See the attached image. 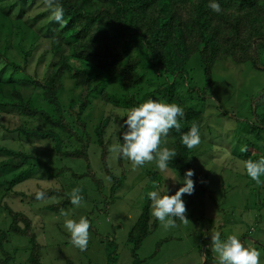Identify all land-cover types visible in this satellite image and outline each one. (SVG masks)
I'll use <instances>...</instances> for the list:
<instances>
[{"label": "trees", "instance_id": "obj_1", "mask_svg": "<svg viewBox=\"0 0 264 264\" xmlns=\"http://www.w3.org/2000/svg\"><path fill=\"white\" fill-rule=\"evenodd\" d=\"M211 2L58 0L63 8V22L51 19L41 26V19L51 14L43 0H0V130L17 135L15 140L20 144L15 149L0 143V156L5 155L0 159V211L5 210L10 219L7 228L0 225V264H12L15 260L16 251L6 247L12 234L29 240L30 264H44L43 246L34 231L33 220L6 201L15 196L23 202L37 201V191L16 189L33 177L37 166H43L50 178L71 172L77 180L90 179L100 192L108 187L111 200L126 180L131 161L117 155L112 159L109 152L114 136L115 143L123 142L125 129L118 127L117 132H111L112 116L104 113L93 131L89 130L85 115L94 97L112 109L122 110L121 118L147 99L180 105L185 112L179 121L181 132L170 130L167 137H162L161 148L175 149L177 156L168 166L180 176L184 178L189 169L194 170V194L208 193L194 168V149L189 150L181 143V136L193 123L198 125L199 134L205 125L206 110L196 107L194 101L206 103L214 86L213 70L219 61L249 62L264 72V0H214L221 6L219 13L208 7ZM44 37L46 41L42 40ZM42 42L45 45L40 60H46L47 66L41 76L39 66L31 73L29 64ZM17 47L23 54L22 61L13 54ZM196 54L200 55L206 78L202 86L194 84L187 68ZM66 77L80 88L77 97L68 103L62 98ZM30 86L32 91L25 93L23 87ZM217 110L224 116L237 117L220 104ZM251 112V129L263 132L264 87L251 97ZM24 117L41 118L43 124H29ZM38 141H46L48 151L55 156L84 160L86 170L80 173L67 165L52 166L25 148ZM95 149L100 154L99 170L92 165L91 153ZM148 176L151 181L158 180V172L148 171ZM38 191H43L46 198H60L46 206L51 211L60 212L71 205L70 192L63 186ZM155 191L161 196L168 194L158 187ZM183 201L186 207L195 202L190 195ZM110 203L107 201L106 207ZM158 225L159 221L151 216V200L147 195L128 234L136 263L140 261L137 251ZM169 240L170 237L165 238L157 247ZM201 251L202 264H218L211 251ZM109 258L112 264L117 261L113 253ZM67 264H73L69 258Z\"/></svg>", "mask_w": 264, "mask_h": 264}, {"label": "rangeland", "instance_id": "obj_2", "mask_svg": "<svg viewBox=\"0 0 264 264\" xmlns=\"http://www.w3.org/2000/svg\"><path fill=\"white\" fill-rule=\"evenodd\" d=\"M51 19V14L45 16L39 25L43 26ZM42 40L46 41V37ZM15 41L17 42L16 38ZM44 45V42L39 45L29 64L31 73L38 65L41 76L47 66L46 60H40ZM13 51V54L18 55L17 59L22 61L20 48H14ZM187 68L194 84L202 86L206 78L199 54L192 57ZM213 77L214 86L206 103L194 101L196 107L206 110V121L200 134L201 142L194 148L192 160L208 193L196 195L193 192L190 195L195 202L191 207H186L188 223L183 224L177 220V226L167 230L159 223L157 230L149 235L137 251L140 261L136 263L131 254L132 244L128 242L129 231L140 215L148 192L157 188L153 187V182L157 183L159 189L166 190L168 195H174L184 186V178L176 169L168 166L161 172L156 167L155 160L137 168L130 162L132 168L115 198L111 200L108 187L100 192L90 179L77 180L72 178L71 172L60 178H50L43 166H37L32 172L33 177L19 184L16 189L32 193L40 189L63 186L71 192L73 188L79 187L82 189L83 200L79 206L71 204L64 209L69 212L67 218L78 221L83 216L93 224V228L89 229L87 249L81 251L69 242L70 234L63 227L66 217L46 208L60 198L47 197L33 203L23 202L19 196L6 199L15 210L26 213L33 220L34 231L43 246L41 261L44 264H67V258L73 264H112L110 253L116 256L115 264H202L204 254L201 250L211 251L208 244L213 230L221 233L222 240L228 235H236L245 246L255 248L261 253L260 261L264 264V247L256 243L264 244V175L261 176L262 184L258 187L247 176L243 167L246 160L258 161L264 157V131L252 130L249 124V119H252L251 97L264 87V72L255 69L249 62L237 64L232 60H222L215 65ZM31 87H23V91L30 93ZM79 90L74 81L66 77L63 101L68 103L75 99ZM93 99L85 115L89 130L95 127L105 113L112 116L111 132H117L119 123L123 122L120 117L122 110L112 109L102 100L95 97ZM218 104L237 117L222 115L217 110ZM24 120L29 124H43L38 117H24ZM16 137L15 134L0 130L1 144L18 149L20 144L15 140ZM113 138L115 143L116 136ZM242 145H247L248 157L247 152L240 151ZM25 148L39 154L52 166L67 165L80 173L86 170V162L82 159L60 158L50 153L46 141H38L31 147L25 145ZM4 156L1 153L0 159ZM99 156L97 149L92 151V165L96 170L101 167ZM114 157L111 154V158ZM148 171L158 172V180L151 181ZM0 191L2 193L1 188ZM187 195L189 194H184L182 199ZM107 201H111L108 207ZM9 223L7 212L0 211L1 227L7 228ZM251 229L253 231L249 233ZM167 237L170 240L157 247ZM6 247L11 252L16 251L12 264H30V244L26 237L12 234Z\"/></svg>", "mask_w": 264, "mask_h": 264}, {"label": "clouds", "instance_id": "obj_3", "mask_svg": "<svg viewBox=\"0 0 264 264\" xmlns=\"http://www.w3.org/2000/svg\"><path fill=\"white\" fill-rule=\"evenodd\" d=\"M43 2L51 9L52 19L57 23H62L63 8L58 0H43ZM208 7L215 13L221 11V6L214 0L209 3ZM184 115V109L178 104L147 99L127 110L122 118L123 123L119 125L121 129H126L122 131L123 142L110 145L109 152L128 159L134 168L142 167L155 160L156 167L164 172L169 162L177 156V152L168 147L161 148L162 137H167L172 129L178 133L181 132L179 121ZM200 142L199 127L193 123L191 128L181 136V143L192 150ZM240 151L247 152V145H242ZM243 167L247 176L255 181L258 187L261 186V176L264 175V157L258 161L246 160L243 162ZM193 176L194 170L189 169L184 177V186L180 187L174 195L161 196L155 190L148 192V198L151 200V216L156 218L165 230L176 227L177 220L183 224L188 223L186 204L182 196L193 194ZM153 187H158L156 182H153ZM81 193L82 189L79 187L71 190L69 193L71 204L75 206L81 204L83 200ZM35 199L43 201L46 199V194L43 191H37ZM60 214L66 217L63 227L70 234L69 242L81 251L86 250L89 243V220L83 216L78 221L69 219L67 218L69 212L64 209L60 210ZM208 247L216 256L218 264H261V253L255 248L245 246L236 235H228L222 240L221 233L213 230Z\"/></svg>", "mask_w": 264, "mask_h": 264}]
</instances>
